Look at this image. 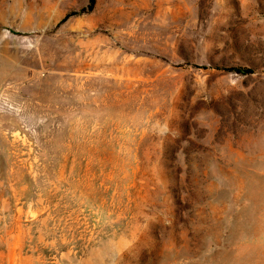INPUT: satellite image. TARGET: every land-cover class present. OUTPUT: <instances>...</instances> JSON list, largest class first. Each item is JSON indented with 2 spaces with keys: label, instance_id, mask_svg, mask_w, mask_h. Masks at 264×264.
Returning a JSON list of instances; mask_svg holds the SVG:
<instances>
[{
  "label": "rangeland",
  "instance_id": "374dc122",
  "mask_svg": "<svg viewBox=\"0 0 264 264\" xmlns=\"http://www.w3.org/2000/svg\"><path fill=\"white\" fill-rule=\"evenodd\" d=\"M0 0V264H264V0Z\"/></svg>",
  "mask_w": 264,
  "mask_h": 264
},
{
  "label": "trees",
  "instance_id": "16d2710c",
  "mask_svg": "<svg viewBox=\"0 0 264 264\" xmlns=\"http://www.w3.org/2000/svg\"><path fill=\"white\" fill-rule=\"evenodd\" d=\"M93 3H94V0H90L88 11H90L92 9Z\"/></svg>",
  "mask_w": 264,
  "mask_h": 264
}]
</instances>
